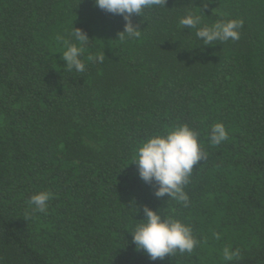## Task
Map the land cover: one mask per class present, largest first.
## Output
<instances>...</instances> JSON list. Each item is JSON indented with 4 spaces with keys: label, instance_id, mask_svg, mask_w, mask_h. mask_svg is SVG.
<instances>
[{
    "label": "trees",
    "instance_id": "obj_1",
    "mask_svg": "<svg viewBox=\"0 0 264 264\" xmlns=\"http://www.w3.org/2000/svg\"><path fill=\"white\" fill-rule=\"evenodd\" d=\"M188 13L242 20L239 39L204 45ZM132 22L141 35L120 39L124 16L94 0H0V264H264V0H166ZM75 27L90 37L82 73L57 40ZM217 122L228 139L213 145ZM182 124L205 153L187 206L132 163ZM39 191L47 212L29 203ZM145 205L189 225L193 251H137Z\"/></svg>",
    "mask_w": 264,
    "mask_h": 264
},
{
    "label": "clouds",
    "instance_id": "obj_2",
    "mask_svg": "<svg viewBox=\"0 0 264 264\" xmlns=\"http://www.w3.org/2000/svg\"><path fill=\"white\" fill-rule=\"evenodd\" d=\"M166 4V0H94V5L109 13L123 15L126 24L119 33V38H137L141 35L139 27L132 22L133 14H143L146 8ZM179 23L188 28H196V36L204 45L215 44L216 41L238 40L239 29L243 21L239 19H221L214 24L201 25L199 16L188 13ZM199 26V27H198ZM71 39L57 36L63 42L65 51L62 58L66 61L68 71L75 69L84 72L86 64L82 59L84 45L89 43L90 37L86 31L75 27L71 32ZM92 59V57H89ZM102 62L103 55L95 57ZM198 132L188 124L177 125L164 133H156L146 138L138 147L136 158L132 161L137 164L139 176L146 183L156 184V196L175 199L188 204V195L184 186L189 182L193 168L201 161L205 153L201 150ZM210 143L219 145L228 139V131L222 122L215 123L210 130ZM51 193L39 191L31 196L29 203L34 205V211L47 212ZM136 208V214L140 211ZM144 218L132 231V243L137 251H144L153 260L163 259L176 250L191 253L198 243L194 238L192 228L179 219L161 214L149 206L143 208ZM217 238H219L217 236ZM238 255L230 247L223 249V258L231 261Z\"/></svg>",
    "mask_w": 264,
    "mask_h": 264
}]
</instances>
